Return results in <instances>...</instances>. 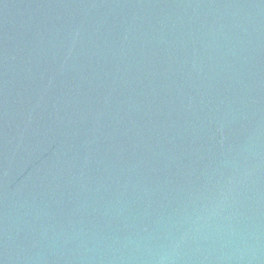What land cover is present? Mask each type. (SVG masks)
<instances>
[{
    "label": "water",
    "instance_id": "obj_1",
    "mask_svg": "<svg viewBox=\"0 0 264 264\" xmlns=\"http://www.w3.org/2000/svg\"><path fill=\"white\" fill-rule=\"evenodd\" d=\"M0 264H264V0H0Z\"/></svg>",
    "mask_w": 264,
    "mask_h": 264
}]
</instances>
